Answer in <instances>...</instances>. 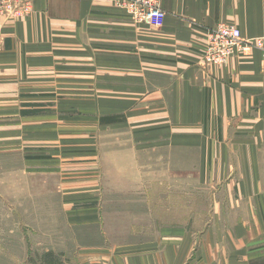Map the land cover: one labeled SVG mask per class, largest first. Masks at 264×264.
<instances>
[{
  "label": "crops",
  "instance_id": "1",
  "mask_svg": "<svg viewBox=\"0 0 264 264\" xmlns=\"http://www.w3.org/2000/svg\"><path fill=\"white\" fill-rule=\"evenodd\" d=\"M159 1L160 26L111 0H33L30 15L0 28V176L3 158L17 157L27 173L56 177L64 211L66 198L75 206L99 189L94 163H73L62 147L90 140L96 123L109 135L104 157L125 158L117 174L127 183L109 191L127 199L115 207L138 210L141 232L126 238L135 243L78 249V264H264L263 54L223 65L202 56L219 21L243 39L264 36V0ZM159 148L170 162L160 169Z\"/></svg>",
  "mask_w": 264,
  "mask_h": 264
},
{
  "label": "rangeland",
  "instance_id": "2",
  "mask_svg": "<svg viewBox=\"0 0 264 264\" xmlns=\"http://www.w3.org/2000/svg\"><path fill=\"white\" fill-rule=\"evenodd\" d=\"M90 136V140H67L62 152L67 154V158L73 154V163L84 160H75V157L90 156V161L94 163L95 183L99 189L95 194L76 197L79 201L75 206L71 202L73 198H66L65 211L61 197L53 192L56 189V177L40 173L38 167L34 168V173H27L29 170L19 164L17 157L3 158L1 163L5 170L0 176V264H43L42 255L47 251H52L55 259L63 264H78V249H112L126 243H135V240L126 238L141 232L132 226V214L138 210L129 206L126 208L123 202L127 197L118 198V194L109 191L127 183V178L117 174V165L124 168L125 158L122 156L118 164L116 157H104L109 135H106L105 140L101 127L96 123ZM162 153L169 154L166 149H158L159 169L165 166V161L169 162V159L163 160ZM189 154L191 166L196 165L193 158L197 156V150L191 149ZM170 161L180 163L181 155H173ZM10 167L16 168L10 171ZM198 188V177L190 176L191 213L202 211L199 207ZM118 199L123 201L120 208L115 207ZM73 207L78 209L73 210ZM78 212L81 215H76ZM89 212H94V221H89L92 219ZM196 228L197 225L194 226Z\"/></svg>",
  "mask_w": 264,
  "mask_h": 264
},
{
  "label": "built area",
  "instance_id": "3",
  "mask_svg": "<svg viewBox=\"0 0 264 264\" xmlns=\"http://www.w3.org/2000/svg\"><path fill=\"white\" fill-rule=\"evenodd\" d=\"M132 20L152 26L162 25L165 12L159 0H111ZM33 11V0H0V28L24 19ZM252 48L264 58V36L243 39L237 25L219 21L206 33L202 56L207 64L223 65L236 54H247Z\"/></svg>",
  "mask_w": 264,
  "mask_h": 264
},
{
  "label": "trees",
  "instance_id": "4",
  "mask_svg": "<svg viewBox=\"0 0 264 264\" xmlns=\"http://www.w3.org/2000/svg\"><path fill=\"white\" fill-rule=\"evenodd\" d=\"M112 117H107L106 119L101 120H112ZM42 263L43 264H63L59 260L55 259V254L52 251H47L42 255Z\"/></svg>",
  "mask_w": 264,
  "mask_h": 264
}]
</instances>
